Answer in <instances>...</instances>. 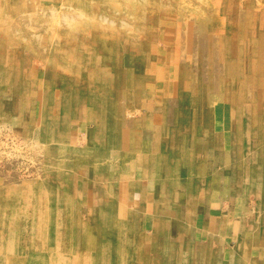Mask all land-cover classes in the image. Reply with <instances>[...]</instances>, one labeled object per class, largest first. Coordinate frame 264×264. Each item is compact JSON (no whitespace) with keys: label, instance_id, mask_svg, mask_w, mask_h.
<instances>
[{"label":"rangeland","instance_id":"rangeland-1","mask_svg":"<svg viewBox=\"0 0 264 264\" xmlns=\"http://www.w3.org/2000/svg\"><path fill=\"white\" fill-rule=\"evenodd\" d=\"M0 264H264V0H0Z\"/></svg>","mask_w":264,"mask_h":264},{"label":"crops","instance_id":"crops-1","mask_svg":"<svg viewBox=\"0 0 264 264\" xmlns=\"http://www.w3.org/2000/svg\"><path fill=\"white\" fill-rule=\"evenodd\" d=\"M233 204H234V197L231 199H229V202H227L226 204H224V205H222V207H224L225 209H224V212L223 213H225V216L226 217H228V214L230 215V217L232 216V213L234 214V213H236V211H234V210H232L231 211V213L228 211L229 210V207L230 206H232L233 207ZM210 205H212V203H210ZM235 206H236V204H235ZM236 207H233V209H235ZM209 209H206V212L208 211ZM212 211V210H211ZM180 213H178V215H179ZM232 218V217H231ZM217 220V219H216ZM232 221V220H231ZM200 223H201V221H200ZM207 231V230H206ZM224 232V231H223ZM220 233L219 235H220V237H223V238H227V236H229V235H227V234H225V233ZM208 237H209V235H211L210 233H211V231H208ZM232 235H234V234H232ZM238 236H241V237H245L246 236V234L244 233V230L243 231H240V232H236L235 233V237H238Z\"/></svg>","mask_w":264,"mask_h":264},{"label":"bare ground","instance_id":"bare-ground-1","mask_svg":"<svg viewBox=\"0 0 264 264\" xmlns=\"http://www.w3.org/2000/svg\"><path fill=\"white\" fill-rule=\"evenodd\" d=\"M177 40H178V39H177ZM175 41H176V40H175ZM85 62H87V61H85ZM87 63H88V62H87ZM150 64H151V63H150ZM150 66H151V65H150ZM99 68H100V67H99ZM101 73H102V72H101ZM104 73H105V72H104ZM102 77H103V76H102ZM95 79H96V77H95ZM100 79H101V78H100ZM231 85H232V84H231ZM65 88H66V87H65ZM169 88H170V87H169ZM170 89H171V88H170ZM171 90H172V89H171ZM92 91H93V90H92ZM170 92H171V91H170ZM94 93H95V92H94ZM155 93H157V92H155ZM72 94H73V93H72ZM72 94H71V96H72ZM162 94H163V93H162ZM155 97H157V96H155ZM65 98H66V97H65ZM157 98H159V97H157ZM154 99H155V98H154ZM96 142H97V140H96ZM178 192H179V191H178ZM199 192H200V191H199ZM178 195H179V194H178ZM174 222H175L174 224H177V223H176L177 220H175ZM178 225H179V224H178ZM179 226H180V225H179ZM179 226H178V227H179ZM178 227H177V231H178V235L180 236V232H182V231H181V228L179 227V228H180V230H179ZM176 233H177V232H176ZM194 236H197V235H196V232L193 233V237H194ZM206 239H207V237H206ZM237 245H238V244H237ZM200 261H201V260H200Z\"/></svg>","mask_w":264,"mask_h":264}]
</instances>
